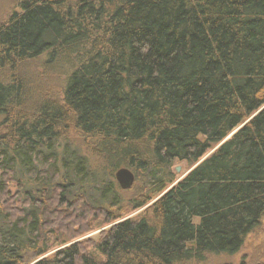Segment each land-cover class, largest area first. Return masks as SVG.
<instances>
[{
  "label": "trees",
  "instance_id": "1",
  "mask_svg": "<svg viewBox=\"0 0 264 264\" xmlns=\"http://www.w3.org/2000/svg\"><path fill=\"white\" fill-rule=\"evenodd\" d=\"M13 4L0 20V264L239 251L264 218V0Z\"/></svg>",
  "mask_w": 264,
  "mask_h": 264
},
{
  "label": "rangeland",
  "instance_id": "2",
  "mask_svg": "<svg viewBox=\"0 0 264 264\" xmlns=\"http://www.w3.org/2000/svg\"><path fill=\"white\" fill-rule=\"evenodd\" d=\"M13 3L14 0H0V20L6 17L7 13L11 10L12 6L14 5ZM177 165L182 166L181 170L178 172L179 178L183 177L191 169V166L188 165L185 161L176 162V166ZM143 210L144 207L134 210L130 213V216L139 215L143 212ZM87 222L93 223L92 220H88ZM98 222L99 221H97L95 224H97ZM110 225L111 223H104L96 227L95 229L86 232L84 235L78 237L75 240L92 237L97 238L100 231L106 229ZM73 241H69L68 243L63 244L60 247L68 245ZM56 249L58 248L52 249L45 255L52 254ZM39 258L41 257H38L26 264H33ZM183 264H264V218L262 219L261 224L248 235L245 244L239 251L233 254L208 252L206 253L205 257L201 260L193 258Z\"/></svg>",
  "mask_w": 264,
  "mask_h": 264
},
{
  "label": "water",
  "instance_id": "3",
  "mask_svg": "<svg viewBox=\"0 0 264 264\" xmlns=\"http://www.w3.org/2000/svg\"><path fill=\"white\" fill-rule=\"evenodd\" d=\"M181 167H182L181 165H177L176 170L179 172L181 170ZM115 177L123 189L131 188L136 181L135 172L130 167L127 166H122L118 168L115 172Z\"/></svg>",
  "mask_w": 264,
  "mask_h": 264
}]
</instances>
